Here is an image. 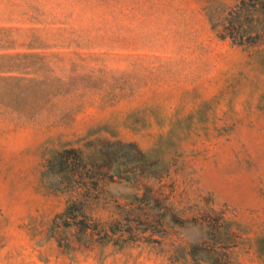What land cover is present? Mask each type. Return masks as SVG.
Here are the masks:
<instances>
[{
    "label": "rangeland",
    "instance_id": "374dc122",
    "mask_svg": "<svg viewBox=\"0 0 264 264\" xmlns=\"http://www.w3.org/2000/svg\"><path fill=\"white\" fill-rule=\"evenodd\" d=\"M0 264H264V0H0Z\"/></svg>",
    "mask_w": 264,
    "mask_h": 264
},
{
    "label": "trees",
    "instance_id": "16d2710c",
    "mask_svg": "<svg viewBox=\"0 0 264 264\" xmlns=\"http://www.w3.org/2000/svg\"><path fill=\"white\" fill-rule=\"evenodd\" d=\"M78 161H79L78 164L70 163V162L67 163L68 165L66 166L65 172H67V174L69 175L71 174L68 181H66L68 189L71 191H76V192L78 191V193L80 190L81 192L83 191L89 192L92 188V186L90 185V180H92V178L96 179L97 174L88 175L91 172L90 165L85 164V162H83L81 157H79ZM76 204H77L76 201H72V208L75 207ZM67 210H69V206L66 207V211Z\"/></svg>",
    "mask_w": 264,
    "mask_h": 264
}]
</instances>
